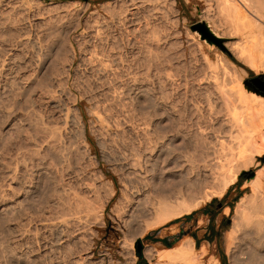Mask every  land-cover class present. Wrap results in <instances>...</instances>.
I'll return each instance as SVG.
<instances>
[{"label": "rangeland", "instance_id": "1", "mask_svg": "<svg viewBox=\"0 0 264 264\" xmlns=\"http://www.w3.org/2000/svg\"><path fill=\"white\" fill-rule=\"evenodd\" d=\"M218 3L0 0V264H138L139 253L150 264L146 249L162 246L140 238L158 229L183 235L172 246L178 245L189 233L209 228L210 218L207 222L200 209L213 198L221 200L218 218L228 216L230 208L225 209L233 204L229 228L213 233L207 244L220 264L222 254L225 264H264V242L248 241L250 248L242 250L228 241L236 205L249 190L248 174L240 189L236 182L227 188L229 196H219L214 183L209 184L214 189L204 188L206 172L193 176L199 193L186 198L182 215L154 229L146 225L158 215L135 207L143 194H170L183 182L176 170L167 173L161 166L180 147L177 132L189 116L216 128L223 123L225 107L214 78L208 79L211 67L204 56L218 61L216 52L222 49L192 25L205 22L225 38L223 45L243 65L227 56L228 65L236 67L219 60L232 71L233 85L237 79L264 77L225 44L231 38L221 34L225 14ZM208 104L218 110L213 113ZM92 111L106 118L107 128L94 122ZM153 159L161 163L155 171ZM260 167L259 161L245 170L254 173ZM78 198L96 210L105 206L103 217L93 214L91 220L61 225L58 233V216L77 207ZM60 200L74 206H61ZM177 202L182 199L172 206Z\"/></svg>", "mask_w": 264, "mask_h": 264}, {"label": "bare ground", "instance_id": "2", "mask_svg": "<svg viewBox=\"0 0 264 264\" xmlns=\"http://www.w3.org/2000/svg\"><path fill=\"white\" fill-rule=\"evenodd\" d=\"M218 4L221 5L222 11L225 14L224 17L222 16L224 20L221 23L223 24L221 26L223 30L221 34L231 38V41L225 44L231 47L233 54L234 52H238L243 56L241 58H247V61L251 62L253 66L256 67L257 72L264 73V0H219ZM218 29L220 28L218 27ZM219 35L220 34H218V36ZM199 46L201 47V45ZM216 53L219 60L223 62L226 60L225 63L228 65L230 62L228 60L229 58L227 57L228 59H225V55L219 51ZM206 55H204L206 57L205 60L208 66L211 67V70L208 68L211 71V73L210 71L208 72L211 76L206 72L209 76L208 79L211 77L214 78V88L216 91L218 89V96L223 101L225 107L224 119L221 117L223 123H221V121V125L219 124L220 126L216 128L212 127V124L210 126V123H208L209 125L204 124L207 121L202 123L198 119L189 116V118H187L189 122L187 121L185 126L179 129L177 133L182 135L181 145L176 151H169L171 156L168 155L169 158L166 157L167 161H164V163L162 161L164 166L162 165L161 169H163V167L166 168L167 173L170 169L176 170L182 177L183 182L175 188L172 187L174 189L172 190L171 188V191L169 190L170 194L167 193L169 191L165 194L164 192L152 190L151 193L143 194L140 202L138 200L136 201L135 207L142 205L144 207L143 209H145L148 214L151 215L153 212L158 215L155 222L153 221V224L152 222L147 223L146 230L159 227L182 215L181 213L184 212L182 211V205H185L187 201L186 198L195 197L197 193H199L192 186L191 178H193V176L201 172H206L208 178L205 180L204 188L210 186V183L211 185L214 183L213 185H216L217 194L222 196L227 188L236 182L242 170L248 169L255 163L257 164L259 161L256 157L264 155V94L246 85L243 80L235 79L236 81L233 80V85V83H231L233 78L231 79L230 77L231 80L228 78L232 72L228 66H235L233 62L228 66H225V64L221 66L219 60L211 62ZM238 56L239 54L236 57ZM235 77H238V75ZM239 78L242 79V77ZM210 101L211 100H209L208 103H210ZM212 105L209 106L211 107ZM213 107L214 106L211 108ZM212 110H214L213 113H215V110L217 111L218 109L215 108ZM220 112L223 113V110H220ZM213 113L211 112V114ZM91 115L94 118V122H97L102 130L107 128L106 118H104L100 112L92 111ZM217 117H219V114ZM221 118L219 117V119ZM171 144L172 143H170V145ZM155 148V150L159 151L162 147H160V144L157 142ZM159 165H161V163L157 164L154 159L152 160V170L155 171ZM257 167H259V165H257ZM148 171L149 168L146 169V172ZM166 171L164 169V172ZM245 185L249 190L236 205V210L233 215V226L228 234L230 247H234L235 245L238 248H242V250H244L245 246L248 247V245H246L248 241L250 242L252 240L256 243L264 242V167H260V169L255 171L246 181ZM213 187L214 186H210V188ZM208 193L209 191L207 190L206 194ZM76 198L77 197H75V199ZM179 199H182V202H177V205L172 206V204L176 203ZM78 200L80 199L78 198ZM150 200L152 201L150 202ZM81 201L82 205L80 204ZM84 201L80 200L78 204L76 202L77 207H75L71 202H68L69 204L66 202V204L65 201L61 202L60 200L61 206L62 203H64L68 206L72 204L74 207L70 206L68 211L65 205V212L68 211L67 217L66 215L64 216L65 212L62 211L64 209L61 210L63 214L60 218L59 216L57 218L59 219L60 225L56 223L58 233L62 231L61 225H70L73 221H76L77 224V221H82V219L85 220V218L86 220H91L93 214L96 219H98L97 217H103L105 204H103V208L96 210L92 208V204H89L87 207L86 202L88 201ZM149 202L152 204L151 207L147 206ZM90 203L92 202L90 201ZM79 205H81V207ZM83 205L88 208L83 211L84 214L81 212L85 209ZM134 208H132L129 214L130 217L134 216ZM61 211L59 213L60 215ZM186 211L189 212V209H186ZM228 212L229 207L225 209V213ZM200 222H203V220L201 219ZM181 240L182 241H179L180 243L178 245L170 247L162 246L156 248L152 245L151 250L147 248L146 252H148L147 254H149L151 258L150 264H220L219 258L215 256L207 243L196 248L194 246L193 237L187 235V238L185 236ZM248 248H250V246ZM154 260H156V263Z\"/></svg>", "mask_w": 264, "mask_h": 264}, {"label": "crops", "instance_id": "3", "mask_svg": "<svg viewBox=\"0 0 264 264\" xmlns=\"http://www.w3.org/2000/svg\"><path fill=\"white\" fill-rule=\"evenodd\" d=\"M262 166H264V164H262ZM241 187H242L241 181L238 184L235 183V189H238V188L240 189ZM231 193H232V190L227 191L226 195L229 196ZM219 207H220V204L218 202H213L211 204H208V206H207L206 210H207L208 214H204V213L201 214V216H206L207 217V222H209V218H210V224H209V228L200 229V230L198 229V230L195 231L196 238H197V240H195L193 238L195 247L196 246L200 247L204 243L209 244L211 235L213 233H216L218 230L221 229L220 227H221L222 223L224 222V218L225 217L222 216V217L218 218V214H217L214 218H212V215H214V213L217 212L220 209ZM225 207L226 206H224V208ZM188 218H191V216L188 217ZM186 224H188V226L192 225L193 224V219H190L188 222H186ZM198 227H199V225H198V220H197V224H196V226L193 227V229H196ZM179 229H180V227H178V230ZM200 231H201V233H199ZM176 232H174V233L176 234ZM170 233L171 232H168V233L164 232L163 233V232H160L158 229H155V230L149 231L144 237L140 238V240L141 241H148L151 244H157V245L166 247L165 246L166 243H175L176 241H178L183 236V235L180 236V234H178L176 236H170V235H168ZM173 237H175L176 240H173L174 239ZM170 240H173V242H170Z\"/></svg>", "mask_w": 264, "mask_h": 264}, {"label": "trees", "instance_id": "4", "mask_svg": "<svg viewBox=\"0 0 264 264\" xmlns=\"http://www.w3.org/2000/svg\"><path fill=\"white\" fill-rule=\"evenodd\" d=\"M222 53H223L225 56H227L230 60H232L235 64L240 65V66H243L239 61H237V60L233 57V55H232L229 51H223V50H222ZM245 68H246V67H245ZM246 70H247L249 73H252V74H253V71H252L251 69L246 68ZM259 91H260V90H259ZM262 92H263V94H264V91H262ZM258 160L261 162V164H264V155L258 157ZM250 172H253V169H252V170H249V171H246V172H244V173L241 172V173L238 175V178H237L236 184H238L240 181H242L243 178L246 177L247 174H249ZM226 194H227V192L225 193L224 196H226ZM239 197H240V195L236 196L235 199H234V201H233V203H235ZM213 202H218V203L220 204L221 200H218V199H216V198L211 199V201H210L209 203H207L203 208H201L200 211H201L202 213H204V214H208V213H207V210H206V209H207V206H208V204H211V203H213ZM221 206H222V205H221ZM221 206H220V207H221ZM228 206H229V208H230V213L228 214V216H226V217L224 218V221L226 222V226H224L223 228H221L220 230H218V231L216 232V233H217L216 236H219L220 233H221V231L226 230V229L229 228V225H230V221H229V220H230L231 213H232V211H233V204L228 205ZM219 211H220V209H219L217 212H215L214 215H212V218H214V217L218 214ZM194 212H195V211L191 212L190 214H188V215H186V216H187V217H190ZM171 222H175V221H171ZM184 233H185V232H184ZM189 235H190L191 237H193L195 240H197V238H196V233H195V232H191V233H189ZM172 245H173V243H166V244H165L166 247H170V246H172ZM220 259H221L222 264H225V255H224V254H222V255L220 256ZM138 264H147L146 260L143 258V256H142L141 253L138 254Z\"/></svg>", "mask_w": 264, "mask_h": 264}, {"label": "water", "instance_id": "5", "mask_svg": "<svg viewBox=\"0 0 264 264\" xmlns=\"http://www.w3.org/2000/svg\"><path fill=\"white\" fill-rule=\"evenodd\" d=\"M192 28L197 30L200 33V36L202 39H205V40L211 42L212 44H215L216 46L220 47V49H222L223 51H228V49L223 45V43L225 42V38L218 36L212 30H210L207 23L197 22V23L192 25ZM260 77H262V76H253L250 79H246L244 81V83L246 85L251 86V82H256ZM255 85H257V84H255ZM254 89L257 91L260 90L261 93H263L262 91H264V87L261 85H257V88H254ZM246 171H248V170H244L242 172H246ZM252 175H253V172H250L248 174V176H252Z\"/></svg>", "mask_w": 264, "mask_h": 264}, {"label": "flooded vegetation", "instance_id": "6", "mask_svg": "<svg viewBox=\"0 0 264 264\" xmlns=\"http://www.w3.org/2000/svg\"><path fill=\"white\" fill-rule=\"evenodd\" d=\"M251 77H249L248 79H250ZM261 85L264 87V77H260L256 82H251V86H253V88H257V85Z\"/></svg>", "mask_w": 264, "mask_h": 264}]
</instances>
